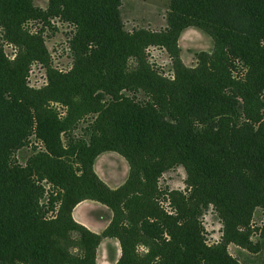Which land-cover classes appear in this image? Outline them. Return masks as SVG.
I'll return each mask as SVG.
<instances>
[{
  "label": "rangeland",
  "instance_id": "374dc122",
  "mask_svg": "<svg viewBox=\"0 0 264 264\" xmlns=\"http://www.w3.org/2000/svg\"><path fill=\"white\" fill-rule=\"evenodd\" d=\"M50 1L31 0V6L42 13H31L28 18L18 15L15 7L0 4V49L17 65L18 75L24 79L18 84L23 89L21 96L36 118L26 143L14 149L12 157L29 170L41 188L36 199L44 212L42 219L46 227L50 224L56 235L53 240H58L66 254L54 264H94L95 245L88 241L91 239L84 229L70 220L69 211L76 200L96 194L112 196L117 203L110 231L123 237L125 259L135 264H164L162 257L169 258L175 242L186 239L193 252L187 264H264V160L260 156L250 161L222 151L220 131L210 145L215 154L232 157V166L245 160L248 173L258 182L257 195L236 211L218 195L214 177L186 167L181 153L156 151L158 138L153 132L143 146L131 148L113 131L114 116L128 102L154 104L163 110L167 121L174 120L177 109L183 106L172 101L159 84L178 90L185 81V71L215 88L222 85V73H218L223 58L214 56L221 52L216 37L204 29L203 17L178 16L172 12V0H119L118 31L100 37L61 12L53 14ZM115 38L121 42L109 44ZM258 42L264 47V39ZM230 50L227 46L231 76L227 82L231 86L224 83L221 88L227 86L242 94L251 85V68L243 56ZM148 69L152 78L146 77ZM207 72L215 74V79ZM148 89L166 97L161 101L163 108L157 106V95ZM260 93L257 105L245 98L238 108L239 118L252 122L264 135V90ZM216 120L224 123L218 116ZM95 135L99 142L92 140ZM107 148L132 156V176L119 196L106 192L91 171L92 153ZM152 152L161 156L149 160ZM107 163L105 157L98 159L100 169ZM129 167L128 172H122L123 178H129ZM159 220L163 221V232L159 230L158 237L150 238L145 223ZM10 258L7 256L9 262ZM99 259L107 264L115 262L104 246ZM178 261L169 259L165 264ZM0 264L4 262L0 260Z\"/></svg>",
  "mask_w": 264,
  "mask_h": 264
},
{
  "label": "trees",
  "instance_id": "16d2710c",
  "mask_svg": "<svg viewBox=\"0 0 264 264\" xmlns=\"http://www.w3.org/2000/svg\"><path fill=\"white\" fill-rule=\"evenodd\" d=\"M50 2L52 4L50 10L53 7V14L61 12L67 19L73 20L100 37H107L118 31L119 0H51ZM0 4L15 7L13 10L18 15L23 14L22 17L35 12L42 13L31 6V0H0ZM171 6L172 12L180 17L200 14L206 21V26L203 27L216 37L217 48L221 52L220 56L217 54L214 56L223 58L218 73H222L219 77L222 85L224 83L230 85L227 81L231 80L227 46L232 48L230 52L234 55L239 54L248 61L251 68L249 75L251 85H245L246 90L240 94L229 90L227 86L221 88L222 85H219L215 88L205 83L208 81L185 71V81L180 89L176 90L173 85L159 84L172 101L183 106L177 109L179 112L174 120L167 121L163 110L157 109L154 104L128 102L122 112L114 116L113 131L131 148L133 145L143 146L146 137L153 132L154 137L158 138L156 151L158 148L181 153L186 167L193 166L200 174L214 177L217 180L215 190L218 195L224 202L230 203L231 209L238 211V208H245V204L257 195L260 189L258 182H255L248 173L249 164H246L245 160L240 159L235 166H232L229 162L232 157L228 154L224 157L215 154L210 150V145L214 144L220 131L223 135L222 140L219 139L222 151L229 150L240 157L245 156L250 161L259 156L264 160V135H260V131L255 129L252 122L239 118L238 108L241 100L246 102V99L257 105L260 102V91L264 90V47L258 42L261 38L264 39V0H172ZM130 39L136 43L133 37ZM108 42L115 46L121 41L115 38ZM17 71L15 62L6 59L0 49V260L5 264L9 262L7 256H10L11 264H54L56 258H62L66 254L58 240H53L56 235L53 234L55 232L50 228V224L48 223L49 227H46L47 223L42 219L44 212L41 211L36 199L41 188L35 184L29 170L16 164L12 157L14 149L26 143L36 121L32 109L21 96L23 89L18 87V84L22 83V80L24 82V79ZM145 73L146 77L148 75L152 78L149 69ZM207 75L211 78L215 76L211 72H207ZM148 91L152 95H157L156 104L159 108H163L161 101L166 100V97L163 94L160 97L156 90L148 89ZM216 109L218 111L213 115L212 111ZM216 116L223 119L224 123L216 120ZM226 116H230L231 120L237 117V120L228 121V118H224ZM93 139L94 143L99 142L96 135L92 137ZM104 151H116L122 154L129 164L132 156L116 148L96 150L91 155V171L97 183L106 192L119 196L132 176V164L126 183L118 189H111L99 178L93 167L96 157ZM143 151L149 149L144 148ZM159 156L161 155L156 156L152 152L148 159L155 161ZM59 165L64 167L65 163L60 162ZM84 199L100 201L111 207L113 212H116L118 205L112 196L96 194V197L76 200L70 207V220L83 228L90 236L91 240L88 241L95 245L94 264L97 248L104 236H116L121 243L124 254L117 264H135L129 258L125 259L123 237L113 234L110 226L99 235L74 221L71 210ZM145 224V231L150 238H156L163 232V229H160L162 220H159V223L148 221ZM175 243L177 245L171 249L169 258L160 254L163 256L162 262L165 264L170 259L173 263L179 260L177 264H187L188 259L192 260L189 256L193 255L189 239ZM197 258L200 260L199 256ZM196 263L200 264V261Z\"/></svg>",
  "mask_w": 264,
  "mask_h": 264
},
{
  "label": "crops",
  "instance_id": "0c3cea01",
  "mask_svg": "<svg viewBox=\"0 0 264 264\" xmlns=\"http://www.w3.org/2000/svg\"><path fill=\"white\" fill-rule=\"evenodd\" d=\"M100 157H105L109 161V164L107 163L108 168L104 165L105 170L103 167L100 169L98 166V159ZM93 167L99 178L111 189H118L128 180V178L121 176L123 171L128 172V161L116 151H104L100 153L96 157ZM71 216L74 221L83 225L91 232L102 235L110 226L114 212L111 207L100 201L84 199L74 205L71 210ZM103 246L105 247L106 254L114 258L113 261L115 262L113 264H115L120 259L122 251L119 239L113 236H104L102 238L96 252V264H107L106 260L99 259V252H101Z\"/></svg>",
  "mask_w": 264,
  "mask_h": 264
}]
</instances>
